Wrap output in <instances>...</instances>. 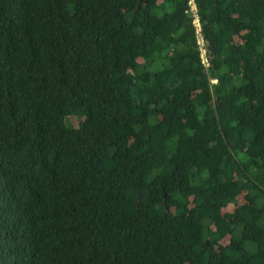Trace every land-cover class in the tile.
Returning a JSON list of instances; mask_svg holds the SVG:
<instances>
[{
	"label": "trees",
	"instance_id": "trees-1",
	"mask_svg": "<svg viewBox=\"0 0 264 264\" xmlns=\"http://www.w3.org/2000/svg\"><path fill=\"white\" fill-rule=\"evenodd\" d=\"M188 1L0 0V264H264V0Z\"/></svg>",
	"mask_w": 264,
	"mask_h": 264
},
{
	"label": "built area",
	"instance_id": "built-area-1",
	"mask_svg": "<svg viewBox=\"0 0 264 264\" xmlns=\"http://www.w3.org/2000/svg\"><path fill=\"white\" fill-rule=\"evenodd\" d=\"M188 10L192 16V22L196 28L197 33V44L199 46L201 56H202V62L207 66L208 60H207V49H206V43L205 40L201 34V23L199 20V14H198V6L196 4V0H189L188 1Z\"/></svg>",
	"mask_w": 264,
	"mask_h": 264
},
{
	"label": "rangeland",
	"instance_id": "rangeland-1",
	"mask_svg": "<svg viewBox=\"0 0 264 264\" xmlns=\"http://www.w3.org/2000/svg\"><path fill=\"white\" fill-rule=\"evenodd\" d=\"M230 212H229V210L227 211V214H229Z\"/></svg>",
	"mask_w": 264,
	"mask_h": 264
}]
</instances>
